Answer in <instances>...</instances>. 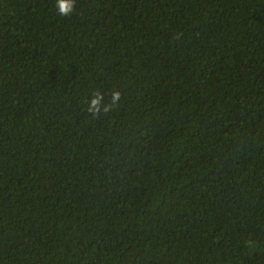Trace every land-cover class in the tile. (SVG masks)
<instances>
[{"label":"trees","instance_id":"16d2710c","mask_svg":"<svg viewBox=\"0 0 264 264\" xmlns=\"http://www.w3.org/2000/svg\"><path fill=\"white\" fill-rule=\"evenodd\" d=\"M0 264H264V0H0Z\"/></svg>","mask_w":264,"mask_h":264},{"label":"clouds","instance_id":"9594fccd","mask_svg":"<svg viewBox=\"0 0 264 264\" xmlns=\"http://www.w3.org/2000/svg\"><path fill=\"white\" fill-rule=\"evenodd\" d=\"M58 3V10L61 15L67 16L69 15L73 10L75 6V0H57ZM121 94L120 92L116 91L112 94V100L113 102H117L120 100ZM102 99V96L99 92L95 94V98L91 100V104L89 106V111L93 114H96L100 111L98 105L100 103V100ZM108 109L106 108L105 111Z\"/></svg>","mask_w":264,"mask_h":264}]
</instances>
